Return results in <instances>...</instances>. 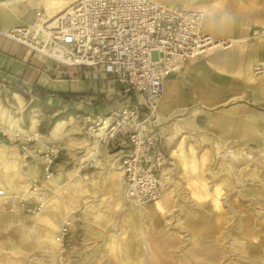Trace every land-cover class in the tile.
<instances>
[{
  "label": "crops",
  "instance_id": "0c3cea01",
  "mask_svg": "<svg viewBox=\"0 0 264 264\" xmlns=\"http://www.w3.org/2000/svg\"><path fill=\"white\" fill-rule=\"evenodd\" d=\"M65 1L59 0L61 3ZM156 1L202 10L205 14L203 31L215 42H227L197 58L185 60L179 71L167 76L157 105L158 130L168 155L160 172L162 201L168 213L165 190L187 192V199L177 200L181 214L186 206L191 205V196L197 201L203 197L202 192L207 189L205 185L210 183L212 190H222L226 189L228 182L233 183L228 173V169L231 170L228 160L234 155L229 159L223 158L227 168L224 165L222 170L212 174L201 168L205 157L216 159L228 156L227 151L239 155L242 149L247 148L260 153L254 156L264 159V0ZM64 8L60 7L59 11ZM50 10L48 0H0V30L32 26L36 11L48 17ZM113 83L101 72L60 65L0 33V86L8 90L16 87L33 98L53 103L65 97L66 100L78 101L73 103L82 105L86 112H105L112 104H119L114 96H122L121 90L117 92L118 87L112 86ZM124 97L132 101L142 100L139 94L133 92ZM17 124L21 126L18 121ZM34 129L37 130L36 124ZM113 153H104L106 161H114L107 170L117 174L119 170L115 161L120 166V152ZM115 154H118L117 158H111ZM23 159L22 163L26 165L29 161L36 162L27 165L28 168L33 166L34 172L30 170L24 175L18 169L19 178L16 181L1 185L7 190L8 187L15 189L8 190L10 192L23 190L37 179L34 176L37 166L41 174L37 158L25 155ZM18 162L21 161L18 159ZM85 162L76 168L72 178H76L78 171L80 177L76 179L87 185L89 180L83 173L87 170ZM55 166L56 162L53 177H56L55 174L60 176ZM236 166L235 175L240 169ZM91 173L97 174L96 167ZM105 173L108 174L106 168ZM111 205L114 206V203ZM197 205L204 204L197 202ZM127 206L131 205L124 200L122 207ZM198 220L193 218L188 222Z\"/></svg>",
  "mask_w": 264,
  "mask_h": 264
},
{
  "label": "rangeland",
  "instance_id": "374dc122",
  "mask_svg": "<svg viewBox=\"0 0 264 264\" xmlns=\"http://www.w3.org/2000/svg\"><path fill=\"white\" fill-rule=\"evenodd\" d=\"M112 86L118 87L117 92L120 91L119 84L113 83ZM114 99L119 103L124 100L121 95L114 96ZM73 102L78 101L66 100L64 97L59 102H47L41 98H33L22 90L12 91L0 86V125L7 128L12 125L13 130L20 128L30 130L36 124L38 130L36 131L41 134L38 145L53 143L60 148L55 166L60 176L55 174V178L44 180L38 166L37 174L34 175L43 182L48 197L42 211L32 215L6 212L1 207L0 199V221L10 222V225L0 222V264H53L54 259H56L54 264H138V257L144 255V246L138 243V233L144 234L149 245H152L155 237L157 238L160 264H192L191 254L201 259V264H208L207 261L214 264H218L219 261L229 264H251L247 257L236 255L232 250L234 238L244 241V244H252L255 241L254 244L257 246L264 242L261 240L264 238V228L258 227L256 221L252 223V232L248 236L239 237L238 232L241 224L250 216L254 215L258 221L259 218L264 219V214L260 213L264 211V205L258 202L250 204L247 200L248 195L242 197L244 203L238 204L243 188L252 185L246 181L250 170L257 169L251 161L248 165L243 163L236 166L240 168L236 175L244 179L245 183L237 181L235 167H230L228 173L232 176V184L228 182L226 189L222 190H212L210 183L205 185L207 189L202 192L203 197L197 201L191 196V205L186 206L181 214L180 208L176 205L177 200L187 199V192L167 191L162 187L168 199L169 212L166 216L159 217V230L156 231L149 222H145L147 217L133 204L121 206V200L124 199L121 167L116 160L117 170L121 171L118 184L117 174L107 170L108 165L114 161H106L104 154L113 155V150H108L104 144H100L85 131L83 115L86 109ZM55 127L58 128L56 130L58 136L53 132ZM95 142H98L99 146L96 155L102 160L98 164H92L91 161L87 163V170L83 172L86 180H89L86 185L76 179L80 177L78 171L75 173L76 178H72V174L77 167L84 164L79 159ZM0 145L6 146L4 152H0L1 184L16 181L19 178L18 169L24 175L30 170L34 172V167L31 166L30 169L27 165L36 162L29 161L26 165L19 157L21 162H18L16 150L24 156L27 154L19 143L9 142L0 136ZM243 150L252 155L260 154L244 148L239 156ZM227 153L228 156L216 159L205 157L202 160V170L207 169L212 174L213 171L222 170L224 165L227 168L223 158L229 159L233 155L232 152ZM116 156L118 154L111 158H117ZM6 160L13 161L15 168L3 171L1 166ZM95 167L97 174L91 173ZM105 168L108 174L105 173ZM260 170L264 171V168ZM254 184L255 187H259L256 186L258 183ZM8 190L15 189L8 187ZM99 190L102 192L99 193ZM112 202L114 206L111 205ZM197 202L204 205L198 206ZM258 215L259 218L256 217ZM193 218L200 220L188 222ZM67 219L71 222L70 232L65 237L63 246H56L50 235L56 236L59 226ZM28 228L33 229L31 231L33 239H43L40 244L32 242L33 239L32 241L21 239V233L29 231Z\"/></svg>",
  "mask_w": 264,
  "mask_h": 264
},
{
  "label": "built area",
  "instance_id": "2783aa9c",
  "mask_svg": "<svg viewBox=\"0 0 264 264\" xmlns=\"http://www.w3.org/2000/svg\"><path fill=\"white\" fill-rule=\"evenodd\" d=\"M35 18L32 26L0 33L60 65L92 69L120 85L124 100L105 112H85V131L108 150L120 152L127 201L144 205L160 198V172L168 155L158 130L157 105L165 78L215 43L203 31V11L156 0H75L53 18L41 11ZM131 92L142 100H127L124 95ZM0 136L19 143L27 156L37 155L43 179L53 178L57 144L38 145L41 135L18 129L10 133L1 125ZM0 199L6 212L32 215L44 209L48 197L43 182L34 179L20 191L0 186ZM70 227L67 219L57 230L61 246Z\"/></svg>",
  "mask_w": 264,
  "mask_h": 264
},
{
  "label": "bare ground",
  "instance_id": "6f19581e",
  "mask_svg": "<svg viewBox=\"0 0 264 264\" xmlns=\"http://www.w3.org/2000/svg\"><path fill=\"white\" fill-rule=\"evenodd\" d=\"M48 1H49L50 6H51V10L49 11V16L47 17V15H46V17L47 18H53L54 16H56L57 14H59L60 12H62L63 10H65L75 0H66L64 3L59 2V0H48ZM62 6H65V8L63 10L59 11V8L62 7ZM204 17H205V14H204ZM225 44H226V41L215 42V43H213L212 46L206 48L205 50L201 51L200 53H202L204 51H207V50H210V49H213V48H215L218 45L222 46V45H225ZM13 129L14 128H13L12 125L7 128V130L10 133L13 131ZM57 129L58 128H56V127L53 129V132L56 134V136H58V134L56 133V130ZM18 130H20L24 134H32L35 137H40L39 132H37L33 128V126L31 127L30 130H25V129H22V128H20ZM97 143L95 142L93 145H91L89 147V149L86 151L85 155L81 159H79L80 162H85V161H87V159H88V162L91 161L92 164H93V162L95 164H98L100 162V158L97 157V155H96V152H98V149H99V146H98ZM5 148H6L5 145H0V152L3 153L4 150H5ZM217 149L219 150V148H217ZM15 154L19 157L20 160H22V161L24 160L23 159L24 154L18 153L17 150L15 151ZM239 154H240V152H239ZM233 155H234L232 157L233 160H229L228 161L230 167H235L238 163H240V164L241 163L242 164L243 163H246L248 165L249 164V161H251L252 164H253V166H254V168H257L255 170L254 169L250 170L248 179H246V181L248 183H252V185H250L249 188H243L244 190H243V193L241 192L242 194L240 195L241 198L238 199V201H239L238 204L241 205L242 203H244L243 200H242V197L248 195L249 197L247 196L248 197L247 200L250 202V204H253V203L258 202L261 205H264V171L260 170V169L264 168V159L259 158L258 156H254V154L252 155L248 151H242V153H241L240 156L238 154H236V153H234ZM34 157L38 159V156L35 155V154H34ZM14 164L15 163H13V161H7L6 160L1 167L3 168V171H8V170H11V169H14L15 168V165ZM117 174H118L117 176L120 177L121 171H117ZM246 174H248V173H246ZM236 178L238 179L237 181H239V182L240 181H242V183H245L246 182L244 179L239 178L237 175H236ZM11 181H12V179H11ZM119 181H120V178H118V180H117V183L118 184H120ZM254 183H258L259 185H256V186H259V187H255L254 186L255 185ZM0 185H2V184L0 183ZM244 191H246V192L244 193ZM195 196L197 198L199 197L198 194H195ZM124 199L121 200L122 201V205H123ZM128 202L131 203V204H133L138 210H140L143 213V215L145 217H147V219L145 220V222H147V223L149 222L153 226V229L154 230H156V231L159 230V226H158V224H159V217L160 216L161 217H164V216L167 215V209L163 205L162 196H160V198H158L154 202H151V203H148V204H144V205H138V204H136L135 202H132V201H128ZM260 213L264 214V211H261ZM253 216H250V218H248L247 220H245V222L243 224H241V229L238 231L239 232V237H246V236H248L252 232L251 225H252V223L254 221H256L259 224L258 227L264 228V219H260L259 218V215H258V216H256L257 218H259V221H258ZM251 217H253V220H251L252 219ZM1 223H3L4 225H10V222H1ZM157 227H158V229H157ZM32 230L33 229H29V231L21 233V239L23 241H27L28 239H31V241H32V239H33V237L31 236V231ZM138 232H139V230H138ZM35 233H37V231H35ZM29 237H31V238H29ZM137 237H138V243H141L144 246L143 247L144 248V252H143L144 255L138 257V259H137L138 264H160V262H159L160 257L158 255V249H157L158 248V245H159V243H158L159 241H157V238L155 237L152 240V245H149L146 242L145 238H144V234L138 233V236ZM50 239H51V241L56 246H60L61 245L60 242H58L56 240V236L54 234H51L50 235ZM261 240L264 241V238H262ZM41 241H43V239H39L38 238V239H33L32 242L39 243L40 244ZM253 242L255 243V241H253ZM232 243L234 245L232 250L235 252L236 255L239 254V256L240 255H243L244 257H247L246 258L247 261L249 263H251V264H259L261 262L264 263V242H260L259 245H261V246H257L254 243H252V244L251 243L244 244V241H240L237 238H234L233 241H232ZM55 260L56 259L52 260L53 261L52 262L53 264H54ZM191 261H192V264H201V259H198V258L193 257L192 254H191ZM207 262H208V264H214L213 262H210V261H207ZM223 262L219 261L218 264H229V263H223ZM48 264H51V263H48Z\"/></svg>",
  "mask_w": 264,
  "mask_h": 264
},
{
  "label": "trees",
  "instance_id": "16d2710c",
  "mask_svg": "<svg viewBox=\"0 0 264 264\" xmlns=\"http://www.w3.org/2000/svg\"><path fill=\"white\" fill-rule=\"evenodd\" d=\"M12 91H19L16 87L12 88ZM63 97V96H62Z\"/></svg>",
  "mask_w": 264,
  "mask_h": 264
}]
</instances>
